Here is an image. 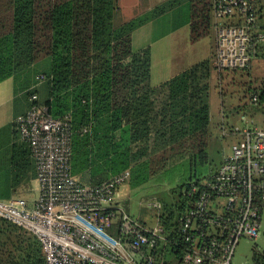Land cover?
<instances>
[{"label":"trees","instance_id":"1","mask_svg":"<svg viewBox=\"0 0 264 264\" xmlns=\"http://www.w3.org/2000/svg\"><path fill=\"white\" fill-rule=\"evenodd\" d=\"M248 1L252 6L249 12L256 17L254 28L264 32V0ZM145 4V10L138 9L126 20L120 0H0V83L18 80L16 93L23 91L24 102L17 104V109L25 103V110L46 108L51 117L70 120L72 172L81 183L101 185L127 170L131 171L133 188L169 181L173 187L163 192L170 191L172 197L166 201L157 195L162 207L156 213L157 226L149 227L126 214L144 232L162 229L155 245L143 249L154 264H185L187 252L199 247L212 249L217 235L184 230L197 201L204 194L216 198L210 183L221 167L217 173L209 168L210 82L217 71L223 85H240V102L244 104L234 106V111H246L248 100L254 106L255 95L263 101L264 79H255L251 73L254 61H264V46L259 47L250 67L219 69L214 65L221 22L216 16L219 0H153ZM183 6L186 17L167 34L188 26L192 44L210 38L216 41V51L154 87L152 47L137 51L134 34L170 12L179 14ZM225 23L243 26L244 17L236 13ZM42 63L47 69L39 75ZM239 77L243 79L238 83ZM34 81L37 83L32 88ZM223 85L224 114L227 91ZM34 95L37 99L33 101ZM158 96L162 101L157 105ZM25 113H16V117ZM250 119L246 113L241 116V127ZM236 128L235 124L227 125L222 136H230ZM36 176L31 146L22 139L16 120L0 128V199L12 197H6L2 187L10 186L13 194L29 186ZM110 211L116 213V219L105 228L121 237L120 213L118 209ZM132 237L126 234L123 238ZM254 260L264 264V253L254 250ZM45 263L37 237L0 218V264Z\"/></svg>","mask_w":264,"mask_h":264},{"label":"built area","instance_id":"2","mask_svg":"<svg viewBox=\"0 0 264 264\" xmlns=\"http://www.w3.org/2000/svg\"><path fill=\"white\" fill-rule=\"evenodd\" d=\"M251 9L248 0H219L216 9L221 21L217 27L219 69L250 67L259 47L264 46V32L254 28L256 17L249 12ZM236 13L244 17V25L226 24L227 18ZM253 98L254 107L264 110V100L258 95ZM32 99H37V95ZM16 123L22 139L31 146L39 196L33 203L21 198L0 200V218L37 237L45 264H154L153 257L143 253V249L155 245V237H162V229L156 227L144 232L116 202L120 187L131 179V171H124L101 185L83 184L72 172L69 119H55L46 108L33 107L20 115ZM235 132L240 140L233 145L232 154L219 169L215 181L210 183L216 190V198L204 194L190 211L184 229L206 232L208 237L217 234L213 248L199 247L187 252L185 264H232L240 240L256 239L260 234L264 124L259 126L252 118L248 126L237 127ZM112 209L120 213L121 237L113 236L105 228L116 219ZM126 234L133 236L132 239H124ZM219 237L223 240L219 241Z\"/></svg>","mask_w":264,"mask_h":264},{"label":"rangeland","instance_id":"3","mask_svg":"<svg viewBox=\"0 0 264 264\" xmlns=\"http://www.w3.org/2000/svg\"><path fill=\"white\" fill-rule=\"evenodd\" d=\"M142 1L143 2H141L140 8H139L140 12H142L143 9L146 8L147 4L144 5V1L151 3L150 0H142ZM181 9L182 10L179 14L175 12H170L166 16L155 20V22L151 24L152 29H153V35L155 37H159L163 33L167 34V31L169 32V30H171L172 27L177 22L181 21V19L186 17L185 13L187 9L184 6ZM133 12H127L128 13L127 15H132ZM122 18L125 19V16L123 15ZM215 42H216L215 40L213 41V39L207 38L205 40L198 42L195 45L191 44L189 42V29H188V26H186V28L183 27L176 33H171V35H168L167 38H165V40H163V42L159 44V45H163V44L169 43L170 47L161 48L160 51L158 50L160 52L158 56H162V58L166 60L167 57L169 58V56L172 55L171 50H173L175 51L176 54H174L171 58L175 59V63L177 64V59L181 58V56L179 55H182V56L184 55L185 57H188L189 55L190 56L194 55L196 52L197 57L195 58L197 59L202 58L201 60H203L207 58L206 57L207 55L211 56L213 53V50L216 51ZM151 55H152V62H153V59H154L153 52H151ZM215 58H217V55ZM214 65L215 67L219 68L216 64V59H215ZM46 69H47L46 63H42L41 65H39L38 67V70L40 71L39 75H42V73H45ZM251 75L253 78L258 79V80L264 79V61L256 60L253 62V68H252ZM243 77H239L237 79L238 83L242 82ZM152 80H153V69L151 70V85L154 87H158L163 84L161 83L155 86L153 85ZM36 83L37 81H34V84ZM210 84H211V91H210L209 102L211 105V117H212V139H211V144L209 147V159H210L209 168H211L213 172L217 173L218 169L222 166L224 162V157L231 156L232 147L234 143L236 142V139L233 137L228 136L225 138L222 136L223 129L221 125L222 126L225 125L227 127V125L229 126V125L235 124L236 127H241L243 125L241 121V116H243L245 113L247 114V116H251L252 109L253 111L254 109L256 110L258 109L252 106L248 100L246 111H243L241 113L234 111L233 107L238 106L241 103L240 98L242 95L240 93L243 90L238 84L231 86L229 85V83L228 84L225 83L223 85L222 80H220V78L218 77L217 71H215ZM222 85L227 91V95L224 99L225 100L224 102L225 113L224 114L221 113L223 100L220 94V90L222 88ZM161 101H162V98H160L159 96L156 97L155 102L157 105L160 104ZM243 104L241 103V105ZM223 115L225 116V119L223 118ZM247 118L249 119V117ZM224 121H225V124H223ZM131 181L132 180L130 179L129 182L123 184L120 187L118 191V195H117V200H116L117 204L122 210L137 217L140 221L142 220L149 227L157 226L158 218L156 217V213L158 214V211H160V205H158L160 203L157 202L159 201L157 195H160V197L168 201V199L172 197L170 195L171 192L170 191L163 192V191L171 189L173 187L172 184L169 183V181L165 180L164 182H161V183L150 182L146 185L133 188L130 186ZM1 190L3 194H8V195H5L6 197L10 195L12 196L11 199H3L2 201H10L13 199L21 198V199H25L33 203V201L37 199L39 196L37 178L34 182V186H33V183H30L29 186L24 185L20 189H17L16 192L13 194L12 192H14V190L11 189L10 186L8 185L2 187ZM254 250H257L260 253H264V213H263V219H262L261 230H260L259 236L256 239L243 238L240 240L236 248L235 255L232 260V264H258L254 260Z\"/></svg>","mask_w":264,"mask_h":264},{"label":"crops","instance_id":"4","mask_svg":"<svg viewBox=\"0 0 264 264\" xmlns=\"http://www.w3.org/2000/svg\"><path fill=\"white\" fill-rule=\"evenodd\" d=\"M150 1H153V0H150ZM141 2H143V1L142 0H120V6H121L122 14L125 16L126 20L131 19L135 15L136 11L139 9V7L141 5ZM133 11H135V12H133ZM127 12H133V14L127 15L128 14ZM184 28H186V26ZM178 31L179 30L171 31L169 34H166V35L163 34L159 37H155L153 35L152 25L148 24V25L140 28L139 30H137L134 34V46H135V49L137 51L142 50L148 46L152 47L153 58H154L153 63H152V69H153V80H152V82H153V85H155V86L169 81L175 75H177L180 72L187 69L189 67L188 65L191 66L192 64L199 62L202 59V58H200V59L195 58V57H197L196 52L194 55H191V56L189 55L188 57H185L184 55L183 56L179 55V56H181V58L177 59V64H176L175 59L171 58L174 54H176L175 51H173V50H171L172 55L169 56V58L167 57L166 60H164V58H162V56H158V54H160L159 51L161 50V48H166V47L169 48L170 47L169 43L163 44V45H159V44L161 42H163V40H165V38H167L168 35H171V33H176ZM189 42L191 43L190 37H189ZM193 45H195V44H193ZM204 56H206V55H204ZM206 57H208V55ZM188 63H190V64H188ZM17 83H18V80L15 78H10V79L0 83V128H2L4 126H6L7 124L15 121L17 118L16 115H18L16 113L21 114L23 112L25 113V111L28 110V109L25 110L26 106H27V104H25V103L23 104L22 107L17 109V104L22 105V102H24V101H22V96L24 95V93H22L23 91L20 92L19 94L16 93ZM34 85L35 84L32 85V88L34 87ZM251 117L257 121V124L259 126H262L264 124V111L263 110L259 111V110L254 109V111H253V109H252ZM248 125H249V123H247V126ZM223 126H224V128H223ZM223 126L221 125L222 129H227V127L225 125H223ZM230 134H231L230 137H233L236 139V142L234 143V144H236L240 140V136L236 135L235 132L233 134L232 133H230ZM229 157L230 156L224 157V161ZM35 180L32 181L33 186H34ZM38 190H39V183H38ZM36 200L37 199H35L33 202H35ZM263 213H264V211L262 212V219H263ZM131 216H133V215H131ZM135 218H137V217H135ZM151 227H154V226H151Z\"/></svg>","mask_w":264,"mask_h":264}]
</instances>
